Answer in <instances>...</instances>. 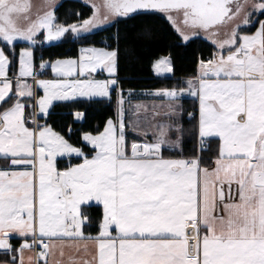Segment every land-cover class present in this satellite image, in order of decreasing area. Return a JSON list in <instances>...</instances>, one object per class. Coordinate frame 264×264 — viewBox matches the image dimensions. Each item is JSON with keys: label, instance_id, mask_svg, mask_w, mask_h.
Here are the masks:
<instances>
[{"label": "snow or ice", "instance_id": "6c2138e0", "mask_svg": "<svg viewBox=\"0 0 264 264\" xmlns=\"http://www.w3.org/2000/svg\"><path fill=\"white\" fill-rule=\"evenodd\" d=\"M86 3L89 18L64 24L56 0L35 18L28 0H0V264H25V253L27 264H264V0ZM140 16L183 45L204 33L214 49L195 76L146 93L160 105L126 109L118 25ZM112 28L115 48L83 46ZM69 34L76 58L36 47ZM153 70L174 74L171 52ZM114 92L102 130L50 122L57 107L111 104ZM93 204L95 222L82 213Z\"/></svg>", "mask_w": 264, "mask_h": 264}, {"label": "trees", "instance_id": "16d2710c", "mask_svg": "<svg viewBox=\"0 0 264 264\" xmlns=\"http://www.w3.org/2000/svg\"><path fill=\"white\" fill-rule=\"evenodd\" d=\"M91 12V6L83 0H60L54 9L57 21L64 24L77 22L78 13L81 14L79 19H84L88 18ZM118 28L120 32L118 78L124 89L126 102L147 98L145 92L171 88L176 86L178 82H182V79L195 76L201 55L207 59L214 49L209 41L201 37H193L187 45H183L179 35L172 30L171 26L166 25L162 29L160 21L154 16H140L128 25H118ZM116 31L117 28H112L109 31L99 30L89 44L83 46L104 47L109 50L115 48L116 44L112 37L115 36ZM81 46L78 42L72 41L69 34L62 44L53 43L43 46L38 44L36 47L37 49L43 48L45 59L49 57L51 59H63L76 58ZM169 52H171L174 64V74H171L169 78H155L151 71L153 61L168 56ZM48 76L50 77V70ZM129 88L133 89L131 97L128 95ZM112 96L111 104L107 102H85L75 107H57L50 122L54 123L56 130H63L65 133L67 128L63 126L71 124L73 132L77 135L82 130L94 131L98 125L102 130L104 121L115 115L116 93L114 92ZM184 106L191 111L193 99L185 98ZM77 110L86 111L87 116L83 122H77L73 119V113ZM129 135L132 134L129 133ZM75 139L76 135L73 136V140ZM188 148H191L190 143ZM82 213L90 217L93 222L102 217V209L99 206H83ZM97 232L98 227L95 223L85 226V234L96 235ZM13 243L16 247L18 246L15 240ZM4 259L5 257L0 255V261Z\"/></svg>", "mask_w": 264, "mask_h": 264}, {"label": "crops", "instance_id": "0c3cea01", "mask_svg": "<svg viewBox=\"0 0 264 264\" xmlns=\"http://www.w3.org/2000/svg\"><path fill=\"white\" fill-rule=\"evenodd\" d=\"M31 1H34V0H28V3L31 5V8L32 7H35V5H34V3H31ZM41 2L43 1V0H40ZM60 0H56V4H58V2H59ZM83 1H85L86 2V0H83ZM97 2H98V0H97ZM31 12V11H30ZM223 34L224 33H221L220 34V36H221V38H223ZM199 37H201L202 39H205V40H207V41H209L210 42V40L208 39V37H207V35L206 34H204V33H201V36H199ZM211 43V42H210ZM214 46V45H213ZM78 54H79V51H78ZM77 57H78V55H77ZM158 59H160V58H158ZM157 59V60H158ZM156 61V60H155ZM155 61H153V63H152V65H151V71H152V75L155 77V78H158V79H163V78H169L170 76H171V74L170 73H163V74H161V75H157L156 73H155V71L153 70V64H154V62ZM197 73V72H196ZM95 75V77L97 78V79H106L107 78V73H105V72H100V71H98L96 74H94ZM192 77V76H191ZM188 78H190V77H187V78H184V79H182V81H184V80H186V79H188ZM153 91H155V90H153ZM153 91H148V92H153ZM148 92H145L144 94L146 95V97L147 98H149V100L148 101H144V100H142L143 102H146L147 104H150V108H152L154 105H156V106H158V105H160L162 102H160V101H162V99L161 98H157V97H154V96H151V95H147L146 93H148ZM185 98H188V99H193V98H191V97H185ZM133 104H135V103H129V105L130 106H132ZM94 205V204H93ZM85 206H87V205H85ZM94 206H96V205H94ZM100 207V206H99ZM101 209H102V207H100ZM87 235V234H86ZM92 236H95V235H92ZM18 246H19V244H18ZM17 246V247H18ZM38 249V248H37ZM70 250L69 249H65V252H66V254L69 252ZM29 255H34V253H25V264H27V257L29 256ZM56 258H59V255H58V253H57V257ZM1 261H3V260H1ZM41 264H42V262H41Z\"/></svg>", "mask_w": 264, "mask_h": 264}, {"label": "rangeland", "instance_id": "374dc122", "mask_svg": "<svg viewBox=\"0 0 264 264\" xmlns=\"http://www.w3.org/2000/svg\"><path fill=\"white\" fill-rule=\"evenodd\" d=\"M31 3H34V5H35V7H32L31 9H30V14L33 16V18H35V16L37 15V14H42L44 11H46V10H48L47 9V7H46V5H45V0H43L42 2L40 1V0H34V1H31ZM89 4V6H91V4L90 3H88ZM91 16V15H90ZM89 16V17H90ZM88 17V18H89ZM230 26H232L231 24H230ZM225 28H227V25H226V27ZM228 28H230V27H228ZM201 36V35H200ZM193 38V37H192ZM182 42V41H181ZM53 43H56V42H52V44ZM19 50V49H18ZM50 76H51V72H50ZM42 94V93H41ZM142 100H146V101H148L149 100V98H144V99H135V100H130V101H127L126 103H125V108L126 109H134L135 108V106L136 105H146L149 109H151L150 108V104H147L146 102H143ZM160 102H162V101H160ZM129 103H135V104H133L132 106H130L129 105Z\"/></svg>", "mask_w": 264, "mask_h": 264}, {"label": "flooded vegetation", "instance_id": "af4514ba", "mask_svg": "<svg viewBox=\"0 0 264 264\" xmlns=\"http://www.w3.org/2000/svg\"><path fill=\"white\" fill-rule=\"evenodd\" d=\"M240 21H239V19L238 20H236V21H234V22H232L231 23V25H233V24H235V23H239ZM226 27V26H225ZM225 27H222L219 31H220V34L221 33H224L225 31H227L228 30V27H231L230 26V24L229 25H227V28H225Z\"/></svg>", "mask_w": 264, "mask_h": 264}]
</instances>
